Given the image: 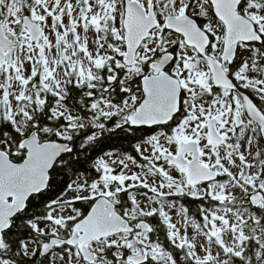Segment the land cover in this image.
Returning a JSON list of instances; mask_svg holds the SVG:
<instances>
[{
  "label": "snow or ice",
  "instance_id": "1",
  "mask_svg": "<svg viewBox=\"0 0 264 264\" xmlns=\"http://www.w3.org/2000/svg\"><path fill=\"white\" fill-rule=\"evenodd\" d=\"M0 264H264V0H0Z\"/></svg>",
  "mask_w": 264,
  "mask_h": 264
}]
</instances>
